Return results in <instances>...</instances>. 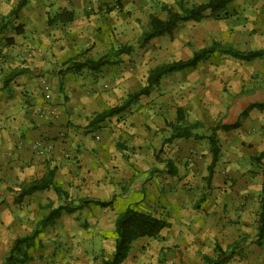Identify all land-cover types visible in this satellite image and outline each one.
<instances>
[{
    "label": "crops",
    "instance_id": "0c3cea01",
    "mask_svg": "<svg viewBox=\"0 0 264 264\" xmlns=\"http://www.w3.org/2000/svg\"><path fill=\"white\" fill-rule=\"evenodd\" d=\"M162 1L164 0H26V4L18 10L15 18L11 16V13L19 0H0V28L3 18L11 20L3 31L0 30V177L9 178V180L0 181V193L5 192V195L0 197V231L6 230L11 234V239L14 240L21 235L17 234L16 227L9 228L10 221L5 218L6 208L22 203H25L24 206H26L34 200L41 202V206L45 208L50 202L57 205L62 201L53 189L35 191L24 196L21 201L17 200L21 183L41 177L47 166L56 168V184L69 193L75 204L80 199L86 198L102 202L111 201V205L107 207H98L95 202L89 205H93L95 211L109 210V212H113V223L117 214L126 208L124 202L133 194L143 193L141 185L144 186L146 183L141 178L149 171H146L147 168L138 163L139 159L144 158L143 155H140V151H146V144L140 139L141 137L134 134L135 127L130 126L132 124L130 122L134 119L130 118L127 112L134 104L120 115L113 116L115 119L111 117L101 122L98 127L89 129L87 124L95 113L119 104L128 93L141 88L146 83V78L141 87L127 91L120 102L115 103L112 98L113 91L110 80L118 78V76L113 78L107 71L111 68L109 66L118 62L122 55L106 64L98 72L85 69L76 74L69 73L64 70V64L68 59L83 51H85L84 56L98 58L110 49L124 45H116L122 32L134 26L137 27V18L144 17V12L147 16L152 14L154 4L163 3ZM261 1L264 6V1ZM243 2L244 0H233L227 5L226 15L223 17L225 24L218 21V26L222 28L221 33L214 35L212 32L204 36L205 38L212 36L209 44L214 40H219L237 48L240 47L239 49L242 50L264 47V11L260 12L258 19L250 22L252 32L248 33L244 39L249 41L250 47H242L239 42L243 30V24L239 21L254 12L251 6ZM63 10L72 11L73 19L62 21L59 14ZM204 20H208L209 25H213L212 21L216 18L207 17L202 21ZM13 23L21 24L23 32L17 34L11 28ZM182 23L186 22H180L179 25ZM6 37H13L14 43L8 44ZM122 39L127 40V37H122ZM252 43L254 48L251 47ZM257 59L264 60V58ZM14 69H25V72L12 76V79L5 82L7 76H11ZM258 69L263 70L261 67ZM120 80H128V78L121 75V78H118L116 82H120ZM145 96H141L138 101ZM242 98L247 99L246 103L238 105L233 112H230V115L220 118L219 121L233 123L239 118L240 113L251 104L264 103V84L253 88ZM119 116H123V118L119 119ZM253 117H255L253 123L258 130L256 135L250 137V141L254 144L252 153L254 156L264 152V134H262L264 111L250 108L248 116L241 121V128L239 127L237 130L248 127ZM189 120L202 121L200 117ZM82 130L91 131V136H97L98 139V135H100V139L92 140L89 136L82 134ZM225 132L228 131L220 130L219 138ZM120 134L122 140L127 139L126 144H132L131 148L136 144L141 147L124 151L125 147L122 148L119 140L114 138L115 136L118 138ZM41 139H49L54 142L55 146L51 154L44 155L40 152V148L36 145ZM168 139L173 141V144H178L181 142H176L177 140L190 138ZM175 146L171 152V148L168 149L169 154L168 152H159L162 146L155 152V158L158 159L155 161V165L159 167L156 171L158 174L156 180L159 183L155 186H159L157 193L162 199L161 203L167 206V212L171 209L172 201L171 195L166 192V186L173 182L174 176L180 173L177 171L172 157L186 150L185 146H182L181 149ZM187 172L190 174V171ZM232 172L235 176L241 177L240 181L243 178H245L243 181H248L247 185L243 184L240 187L241 194L239 196H243L242 199L247 192L260 193L263 181L262 172L251 175L245 171ZM255 181L259 182V185L253 187L252 182ZM151 182L149 180L147 183ZM8 186H13L14 190L8 192ZM242 199L239 202H242ZM178 205L181 214V221L178 224H189L190 221H188L186 213L187 205L184 203ZM45 210L47 211L43 215L49 211L46 208ZM97 211L94 223L98 225L102 224L104 220H99ZM76 212L78 210L69 215H75ZM239 213L242 217L238 218L236 224H225L227 230L224 231V236L217 233L224 239V244L217 237L215 242L208 247L209 250L202 249L206 244V239L201 233L191 237V234L187 232L175 231L174 222L171 220V226L163 229L159 234L162 237L159 248L170 247L168 250L171 252V246L178 244V248L187 251L185 254L188 255L187 264H203L202 255H214L216 242H219L224 248L233 242H239V247L233 256V259L237 258V260L232 259L230 264H264V240L261 245L257 244V227L247 226L248 223L251 224V221L247 219L245 213L243 215L242 212ZM66 215L68 213L62 212L61 216L52 224L53 228H49L52 225L47 226L46 231H41L37 239H54L55 241L65 235L68 236L65 240H70L69 244L65 250L60 252H58V248H55V244L49 250H45V255L48 258L37 261L35 264H83L82 256L85 254V250L72 247V244L76 245L77 240L82 239L75 237V231H73V228L76 227L75 223L70 216ZM20 220V215L15 217V223ZM199 221H201L200 217ZM96 231L103 232L102 229ZM214 235L215 233H211V236ZM84 237L83 239L91 238L90 235ZM1 240L2 237H0V242ZM203 243L205 244L202 246ZM132 250L133 247L129 251L127 262L134 254ZM97 254L87 255L84 258V264H99L100 256Z\"/></svg>",
    "mask_w": 264,
    "mask_h": 264
},
{
    "label": "rangeland",
    "instance_id": "374dc122",
    "mask_svg": "<svg viewBox=\"0 0 264 264\" xmlns=\"http://www.w3.org/2000/svg\"><path fill=\"white\" fill-rule=\"evenodd\" d=\"M190 1L191 3H197L204 0ZM162 2L154 4L153 13L165 17L166 11L162 9V4L174 5L175 0H164ZM243 3L251 6L254 12L239 21L243 24L239 42L242 47H250L249 41L244 39L248 33L252 32L250 30L251 20L255 21L260 17V14L264 11V6L261 0H244ZM143 14L144 17L139 16L137 18L138 26L123 31L122 36L116 43L117 46L131 44L133 51L130 54L122 55L120 60L112 63L109 66L111 68L107 71L113 78L118 76L120 79L121 75L128 78V80H120V82H116L118 78L110 80L113 91L112 98L115 103H119L127 91L141 87L150 68L162 62L187 58L196 48L211 42L212 36L204 37L207 33L213 32L214 35L221 33L220 30L222 28L218 26V21L225 24L223 18L211 20L214 23L213 25H209L208 20L182 23L177 27L173 35H162L153 39L146 46L139 47L138 38L147 27V20L149 19L146 12ZM122 37H127V40L122 39ZM251 47H255L253 43ZM259 67L264 70L263 59L241 61L227 55L215 54L209 60L202 61L195 68L173 72L164 76L148 95L131 106L127 112L130 118L134 119L130 122L132 123L130 126L132 128L135 127L134 134L137 137H141L140 139L146 144L147 151H140V155H143L144 158L139 159L138 163L147 168L146 171L149 172L141 178L146 183V186L141 185L143 193L131 195L124 202L126 207L131 205L142 211L155 214H170L169 221L173 220L175 231L178 230L180 233L187 232L191 234V237L198 233L203 235V238L207 240H205V243L208 244L207 246L205 243L202 244V246L205 244L202 248L205 250H209L208 247L215 242L214 240L217 237L224 244V239L220 235H225L224 231L227 230L225 224H236L238 218L242 217L239 212H242V215L245 213L244 215L251 221V224L248 223L247 226L257 227L259 211V203L257 202H259L260 193L254 192L251 194L247 192L244 199H242L243 196H239L241 194L240 187L243 184L247 185L248 181H243L245 178L240 181L241 177L235 176L232 172L245 171L251 175L262 171L261 165L252 157L254 144L250 140L258 131L253 123L255 117L250 120L248 127L245 129L231 130L221 135V157L214 168V173L210 180L207 178L211 162L208 141L206 139L190 138L177 140L176 142L180 141L181 143L173 144V141L168 139L170 132L166 123L175 119L178 106H183L186 109L188 119L194 120L200 117L207 127L218 123L220 118L230 115V112H233L238 105L246 103L247 99L242 98L243 95L248 94L253 88L264 84V71L258 69ZM113 118L115 119V117ZM122 118L123 116H119V119ZM262 129V134H264V126ZM81 133L89 136L92 140L97 141L100 139V135H98L99 139L97 136H91V131L89 130H82ZM114 138L119 140L122 148L125 147L124 151L141 147L136 144L131 148L132 144H126L127 139L122 140L121 134L118 135V138L116 136ZM40 142L42 143L40 152L44 155L51 154L54 150V142L49 139H41ZM47 144L51 145L49 150L47 147H43V145ZM174 145L179 147V149L185 146L186 150L172 157L177 171L180 173L174 176L173 182L168 183V186H166V192L171 195L172 201L171 209L167 212V206L161 203L162 199L157 193L159 186H155L159 183L156 180L158 175L156 171H158L159 167L155 165V161L158 160L155 158V152L162 146L159 152H168L169 154L174 149ZM169 148H171L170 152L168 151ZM158 163L160 165V162ZM138 171L140 170L138 169ZM185 171L186 174H184ZM187 171H190V174ZM5 180H9V178L0 177V181ZM149 180L152 182L147 183ZM252 185L255 187L259 185V182H252ZM149 186L151 187L149 188ZM148 188L149 190H147ZM7 190L10 192L14 188L13 186H8ZM3 195H5V192L0 193V197ZM240 198L243 200L242 202H239ZM180 203L187 205L186 213L188 221H190L189 224H178L181 221L180 207L178 205ZM41 204V202L34 200V202L30 201L26 206H24L25 203H22L6 208L5 218L10 221L9 228L14 229L16 227L18 235L27 234L25 232L30 233L36 227L35 222L47 211ZM94 208L93 205H88L82 210H78L75 215H66L67 217L70 216L75 223L76 227L73 228L75 237L82 239L80 241L77 240V244H72V247L74 246L78 250H85V254L82 256L83 264L87 255L96 253L100 256L98 263L102 264V258L109 257L113 250L115 238L113 212L96 210L99 214V220H104L102 224L97 225L94 223L97 216ZM18 215L21 216V220L15 223V217ZM199 217L201 221L198 222ZM49 228H53V225ZM46 229L44 228L42 232L46 231ZM97 229H102L103 232H98L96 231ZM211 233H215V235L211 236ZM217 233L220 235L218 236ZM85 235H90L91 238L83 239ZM10 236L11 234L6 230L0 231V237H2L0 242V263L13 242ZM67 238L68 236L65 235L55 241L54 239L36 238L34 246L29 249L32 260L25 264H35L37 261L45 260L48 258L45 255V250H49L55 244L58 252L65 250L70 241L65 240ZM161 240V235H158L153 238H141L139 241L134 242L132 246V253L134 254L130 257L129 262L125 261L123 264H187L188 255H185L187 251H182L178 248V244L171 246V252L168 250L170 247L160 249ZM233 260H237V258Z\"/></svg>",
    "mask_w": 264,
    "mask_h": 264
},
{
    "label": "trees",
    "instance_id": "16d2710c",
    "mask_svg": "<svg viewBox=\"0 0 264 264\" xmlns=\"http://www.w3.org/2000/svg\"><path fill=\"white\" fill-rule=\"evenodd\" d=\"M233 0H205L202 2L191 3L190 0H175L174 5L163 4L162 9L166 11L165 17L157 14H150L147 27L142 31L138 38L139 47H144L150 43L153 38L169 34L172 35L175 28L180 22H200L207 17L220 19L225 17L227 5ZM264 1V0H263ZM26 4V0H19L17 6L11 13V16L17 17L18 10ZM59 16L62 21H70L73 19V12L63 10ZM11 20L4 19L1 23L0 30L3 31ZM11 28L17 34L22 33V25L13 23ZM8 44L14 43L13 37H6ZM133 51L131 44H124L117 48L110 49L104 55L93 58L84 56L85 51L80 52L75 57L68 59L64 66L65 71L69 73H79L83 70L94 72L101 71L102 68L119 58L123 54H130ZM219 53L233 57L243 61H252L257 58H264V47L250 50H242L230 43H224L214 40L211 44L202 46L193 51L192 55L186 59H177L159 63L150 68L146 83L138 90L128 93L123 100L114 106L108 107L100 112L95 113L89 120L87 127L93 129L106 119L120 115L127 110L132 104L136 103L143 95H148L151 89L157 85L160 80L173 72L183 71L189 68H195L200 62L209 59L214 54ZM25 72V69H14L11 76L8 75L5 82L12 79V76ZM250 108H257L264 111V103L258 102L251 104L244 109L239 118L233 123H224L219 121L215 125L206 127L202 121L187 119V113L182 106L176 109L175 121H167L166 125L170 132L169 138H195L206 139L209 142L211 152V162L209 164L208 179L210 180L214 173V168L221 157V143L218 136L220 130L230 131L241 126L242 119L248 116ZM253 158L261 165L263 181L259 194V211L257 219V244L261 245L264 240V152L254 155ZM56 168L47 166L45 173L38 178L20 185L18 192V201L26 195H30L35 191L53 189L61 198V203L54 205L52 202L45 207L49 211L43 215L36 224L33 231L27 235L17 236L4 257L1 264H25L32 259L29 249L34 246V240L39 233L54 223L61 216L62 212L72 214L77 210H81L90 203L95 202L98 207H107L111 205V201H99L91 198L80 199L78 203L70 198L69 193L55 182ZM171 226L168 213L155 214L152 212L139 210L128 205L124 210L119 212L114 222L115 238L113 242V250L109 257L102 258V264H123L131 250L135 241L142 237H157L160 232ZM239 242H233L225 248L219 242L215 244V254H203V264H230L233 259L235 250L238 249Z\"/></svg>",
    "mask_w": 264,
    "mask_h": 264
},
{
    "label": "built area",
    "instance_id": "2783aa9c",
    "mask_svg": "<svg viewBox=\"0 0 264 264\" xmlns=\"http://www.w3.org/2000/svg\"><path fill=\"white\" fill-rule=\"evenodd\" d=\"M41 145H42V143L39 141V143L36 146L39 147V148H41ZM43 147H47L48 150H49V148H51V145L50 144H47V145H43Z\"/></svg>",
    "mask_w": 264,
    "mask_h": 264
}]
</instances>
